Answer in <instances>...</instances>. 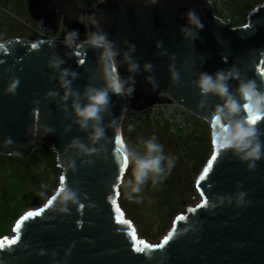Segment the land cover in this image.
<instances>
[{
	"label": "water",
	"instance_id": "obj_1",
	"mask_svg": "<svg viewBox=\"0 0 264 264\" xmlns=\"http://www.w3.org/2000/svg\"><path fill=\"white\" fill-rule=\"evenodd\" d=\"M190 10L204 25L195 40L180 31ZM31 15L55 35L61 25L64 31L84 33L82 17L97 21L119 52L116 62L125 87L134 86V92L130 97L109 92L99 123L105 135L93 144L89 136L95 122L82 129L73 103H88L89 86L107 87L102 50L87 44L69 48L58 38L0 43V155L29 156L40 141L51 145L64 183L77 194V203L68 202L66 212L60 211L65 205L57 200L22 217L16 236L0 241L3 264H264V158L249 170L233 150L214 148L198 177L202 201L181 214L157 245L138 238L119 204L130 165L122 133L129 102L143 110L176 100L214 129L215 110L224 100L213 93L202 96L194 82L202 72L235 66L239 78L227 83L238 100L237 89L245 80H256L264 91V4L250 14L247 27L223 22L210 0H106L89 9L76 0H32ZM49 40L55 44L50 46ZM126 52L139 66L135 72L129 70ZM57 58L64 63L53 69L50 62ZM64 69L78 74L71 84L77 95L67 101L61 99L65 90L59 80ZM13 78L19 79L15 95L5 91ZM52 91L59 93L55 99L47 95ZM256 126L264 133V117ZM45 128L52 131L45 133ZM76 138L97 151L81 153L70 147ZM260 140L264 142V135ZM241 193L243 203L238 204Z\"/></svg>",
	"mask_w": 264,
	"mask_h": 264
},
{
	"label": "rangeland",
	"instance_id": "obj_2",
	"mask_svg": "<svg viewBox=\"0 0 264 264\" xmlns=\"http://www.w3.org/2000/svg\"><path fill=\"white\" fill-rule=\"evenodd\" d=\"M94 1L99 4L106 0ZM78 2L87 7V0ZM223 4L237 16L236 24L241 26L249 23L250 14L263 5L264 0H225ZM91 20L84 19L92 26L93 32L98 31L96 23ZM63 29L59 34H63ZM32 31L27 28L23 34L33 36ZM3 38L0 36V39ZM82 40L80 36L77 43ZM132 115L125 117L122 127L128 147L143 156L146 149L141 139L156 136L164 146L165 155L177 158L175 167L165 180L153 187L149 179L140 194L131 193V185L126 183L132 179L133 165L130 163L120 188L119 204L135 227L138 238L157 245L174 229L179 216L188 213L191 207L202 200L198 177L214 151L211 135L213 127L208 120L189 110H184V115L190 125L181 127L176 124L175 129L170 125L155 126L151 121ZM129 125L132 126L131 131ZM52 148L40 141L29 156L19 153L0 155V241L14 238L20 219L31 211L41 209L58 190L63 169L59 165L57 152ZM166 163L163 161L162 167L166 168ZM38 192H43L44 196L39 197ZM127 194L133 197L139 195L141 201L129 200Z\"/></svg>",
	"mask_w": 264,
	"mask_h": 264
},
{
	"label": "clouds",
	"instance_id": "obj_3",
	"mask_svg": "<svg viewBox=\"0 0 264 264\" xmlns=\"http://www.w3.org/2000/svg\"><path fill=\"white\" fill-rule=\"evenodd\" d=\"M93 23L97 21L93 20ZM191 25L192 27H189ZM196 28L198 31H193L192 28ZM203 23L199 18L198 13L195 10H190L186 13V24L181 27L180 31L188 37L195 40L198 37L200 30H203ZM80 37L78 30H68L64 35V43L71 48L75 45L76 48H80L83 44H87L89 47L101 49L100 62L103 65V71L107 80V87L103 89H96L89 86L86 89L85 95L87 96L88 103L81 106L79 102L73 103V109L78 117L76 121L82 129H87L89 122H95L93 132L90 134V141L95 144L104 137V128L99 126L102 120L101 112H103L110 102L109 92L114 94H124L131 96L134 92V86L125 87L127 81L122 80L118 71L116 57L119 52L114 48V42L109 40L108 34L103 31L92 32L81 43H77ZM50 46L55 44L54 40L47 41ZM159 46V45H158ZM135 46H131L129 51H134ZM125 59L130 62L129 70L135 72L138 69V64L132 61V57L129 53L124 54ZM64 63L63 60L53 59L50 62V67L53 69H59L60 65ZM80 63H83L81 61ZM151 64H146V69H151ZM77 73L72 72L69 69H64L60 72L59 80L60 86L65 90L63 101H67L70 96H76L77 94L71 89L72 81L77 78ZM239 71L235 66L228 70H218L214 74L202 72L194 83L200 89L202 96H206L208 93H213L223 98L224 103L217 106L214 117V129L211 133L212 144L216 152H222L226 150H233L240 158L241 162L247 164L249 170H253L257 166V162L264 158V142L260 140V136L264 135L256 126L261 117H264V91H261L256 80L248 79L240 83L237 89L239 93V100L229 91L228 81L232 78H239ZM71 77V79H69ZM133 80L132 77L128 78ZM152 78L149 77V80ZM134 82V81H133ZM173 82H179V76L173 72ZM19 85V79L13 78L7 85L5 91L8 94L15 95L16 89ZM49 97L55 99L59 93L52 91L47 94ZM204 101H201L200 106L203 107ZM244 112V115L239 119L235 117ZM246 113V115H245ZM223 126L221 127V123ZM116 121H113L115 124ZM132 130V126L129 125V131ZM45 133L51 132V128H45ZM117 135L120 134V128H116ZM9 139L6 143H11ZM146 153L143 156L138 155L131 147H125L124 156L128 157V163L133 165L132 167V179L127 180V184L131 185V193L140 194L143 191V186L151 179L153 187H156L171 173L175 167L176 157L171 155H165L163 144L158 142L156 136H152L150 139H141ZM70 147L78 149L81 153H89L97 151L95 148L90 149L85 144L81 143L78 138L73 139ZM54 149V148H52ZM166 161V168L162 167V162ZM127 166V164H125ZM39 197H43V192H38ZM241 198L238 204L243 203L244 193L240 194ZM129 200L135 199L137 202L141 201L139 195L133 197L131 194H127ZM60 200L65 205L60 209L61 212L68 211L67 204L71 202L77 203V194L72 191L67 184L64 183L63 176H61V184L57 191H55L50 198L46 200L48 204H52ZM43 254V253H42ZM55 256V252H53ZM0 264L3 261L0 260ZM67 264V262H65Z\"/></svg>",
	"mask_w": 264,
	"mask_h": 264
},
{
	"label": "built area",
	"instance_id": "obj_4",
	"mask_svg": "<svg viewBox=\"0 0 264 264\" xmlns=\"http://www.w3.org/2000/svg\"><path fill=\"white\" fill-rule=\"evenodd\" d=\"M210 1L213 3L215 7L216 14L223 22L233 27L239 26L238 24H236L237 16L224 7L223 3L225 0H210ZM94 4H97L95 3L94 0H87L85 5L87 6L86 8L89 9L95 7L93 6ZM88 6H92V7H88ZM84 19L91 20V18L82 17V22L87 26V29L84 33H80V36H82L83 39L85 40L87 36L93 32V28L92 26H89L88 22H85ZM62 27L63 26L61 25V30ZM32 30L34 31L33 33L34 38L32 39L35 40L47 39V38H58L64 40V34L58 33L57 35H55L51 29L47 28L42 24H37V26L36 25L32 26ZM97 30L100 31L98 26H97ZM65 31L67 32V30ZM82 41H80L79 43H81ZM184 110H188V109L183 105H181L176 100H173L172 102H168V103H155L143 110L133 109L131 103L129 102L127 115L133 114L132 116L135 118H141L146 121H151L155 126L170 125V127L175 129L176 124H179L181 127H188V125H190L189 120L186 119L184 115Z\"/></svg>",
	"mask_w": 264,
	"mask_h": 264
},
{
	"label": "flooded vegetation",
	"instance_id": "obj_5",
	"mask_svg": "<svg viewBox=\"0 0 264 264\" xmlns=\"http://www.w3.org/2000/svg\"><path fill=\"white\" fill-rule=\"evenodd\" d=\"M31 1L32 0H0V36L4 37L0 39V43H7L13 39L34 38V36L23 34L24 29L28 28L32 30V26L35 25L33 21H30L33 20L31 15ZM76 1L78 2V0ZM34 22L36 21L34 20ZM60 31L61 26L57 34ZM32 32L34 33V31ZM65 33L66 31L63 30L64 35Z\"/></svg>",
	"mask_w": 264,
	"mask_h": 264
},
{
	"label": "snow or ice",
	"instance_id": "obj_6",
	"mask_svg": "<svg viewBox=\"0 0 264 264\" xmlns=\"http://www.w3.org/2000/svg\"><path fill=\"white\" fill-rule=\"evenodd\" d=\"M245 27H247V25H246ZM0 47H3V46H2V45H0ZM33 47H35V45H33ZM84 63H85V61H83V63H82L81 65H83ZM212 159H213V160H215V159H216V157H215V156H213V157H212ZM63 180H64V178H63ZM42 211H43V210H42ZM32 215H34V214H33V213H29V214H28V216H32ZM166 243H167V241H166ZM0 246H3V245H2V244H0Z\"/></svg>",
	"mask_w": 264,
	"mask_h": 264
},
{
	"label": "crops",
	"instance_id": "obj_7",
	"mask_svg": "<svg viewBox=\"0 0 264 264\" xmlns=\"http://www.w3.org/2000/svg\"><path fill=\"white\" fill-rule=\"evenodd\" d=\"M83 6V5H82Z\"/></svg>",
	"mask_w": 264,
	"mask_h": 264
}]
</instances>
